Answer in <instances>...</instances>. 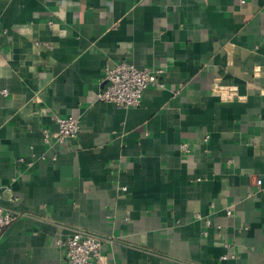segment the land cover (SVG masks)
Masks as SVG:
<instances>
[{"label": "crops", "instance_id": "obj_1", "mask_svg": "<svg viewBox=\"0 0 264 264\" xmlns=\"http://www.w3.org/2000/svg\"><path fill=\"white\" fill-rule=\"evenodd\" d=\"M121 62L163 88L100 102ZM0 197V264L74 229L101 264H264V0H0Z\"/></svg>", "mask_w": 264, "mask_h": 264}, {"label": "built area", "instance_id": "obj_2", "mask_svg": "<svg viewBox=\"0 0 264 264\" xmlns=\"http://www.w3.org/2000/svg\"><path fill=\"white\" fill-rule=\"evenodd\" d=\"M49 27H52L51 23H49ZM162 73L160 69H138L129 62L107 64L103 68L105 88L99 93L98 99L100 102L112 103L122 108L139 107L142 95L147 88H163V83L160 81ZM53 119L56 121L58 129L52 136H49L46 131L43 132L45 144L49 143L50 137L58 143H66V141L74 139L80 131L78 119L59 118L58 116H53ZM179 148L184 153L189 151L186 144H181ZM18 161L22 162L23 159ZM255 185L259 188L261 181L257 179ZM16 216V214L5 210L0 203V231ZM102 243L101 237L83 229H74L70 235L56 242L57 246L63 250L67 264H101ZM227 247L225 245L224 248ZM223 258L226 257L223 256Z\"/></svg>", "mask_w": 264, "mask_h": 264}]
</instances>
